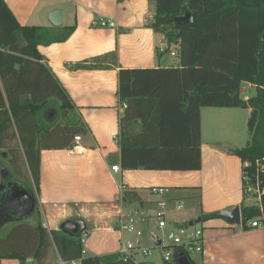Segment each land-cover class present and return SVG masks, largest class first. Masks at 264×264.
<instances>
[{"label":"trees","instance_id":"1","mask_svg":"<svg viewBox=\"0 0 264 264\" xmlns=\"http://www.w3.org/2000/svg\"><path fill=\"white\" fill-rule=\"evenodd\" d=\"M185 10L194 20L177 32L172 18ZM148 26L167 39L168 47L161 54L174 51L179 65L119 71L118 94L126 104L119 119L121 166L199 170L200 108H248L250 138L230 153L249 160L253 173L255 160L264 156V0H155ZM73 30L74 26L55 30L21 25L0 0V153L29 185L13 181L30 193H34L31 186L36 191L39 186L40 149L66 148L76 135L86 133L38 51L39 45L63 41ZM241 82L254 85V95L242 98ZM42 115H50L51 123L43 122ZM260 178L264 186V173ZM121 200L123 206L141 203L128 188ZM260 206L264 212V195L256 204H246L243 198L242 224L258 216ZM40 218L36 201L30 216L1 223L0 258L17 259L20 264L28 259L33 264H61L58 257L78 264H136L119 255L86 257L81 242L86 231L47 229Z\"/></svg>","mask_w":264,"mask_h":264},{"label":"crops","instance_id":"2","mask_svg":"<svg viewBox=\"0 0 264 264\" xmlns=\"http://www.w3.org/2000/svg\"><path fill=\"white\" fill-rule=\"evenodd\" d=\"M4 1L21 25L55 30L74 26L65 40L38 46L50 71L68 95L75 115L86 128V133L79 135V144L83 148L81 153H70L68 147L71 143L66 148L39 151L40 176L35 194L43 226L58 229L64 221L81 219L86 231L82 236L85 239L82 243L83 255L114 258L127 234L119 233L117 222L122 215L125 220L131 214L143 230L142 244L153 247V241L149 238V244H144L143 237L149 228L150 218L155 216L158 208L153 212L144 211L151 206L150 203L159 204L163 201L156 198L159 195L152 194L150 189L162 187L168 192L167 188H175L181 193L182 202L189 201L192 207L188 214H180L181 219L187 220V224L200 217V222H204V251L198 254L199 264H264V228L244 229L237 224L240 229L236 230L235 224L214 216L219 211L240 207L239 201L224 196L212 204L197 200L199 185L203 184L195 176L198 170L126 169L121 166L118 136L123 108L118 94L119 71L170 67L174 64L168 61V52H160L161 48L168 47L167 39L148 26L154 15V11L149 10V0ZM55 10L61 11L58 26L49 19L50 12ZM99 16L113 19L116 27L93 26L92 21ZM203 109H206L205 117L208 120L205 125L210 128L205 139L200 134V142L204 140L203 147L216 154V146L224 144L231 146L228 148L230 153L236 147L222 138L233 135L238 122L237 108ZM245 109L248 119L250 110ZM47 118L49 120L51 116ZM55 118L58 119V116ZM113 165L118 166L117 171L111 169ZM120 185L134 190L141 203L123 206ZM178 205L181 204L176 205L180 209ZM174 211V206L164 211L167 224V216ZM202 216H205L204 219ZM172 220L180 219L173 216ZM147 232L149 235L153 233L149 229ZM136 256L134 262L142 264L137 262ZM53 258L51 255L50 259ZM0 264H20V261L0 258ZM148 264L156 263L150 261Z\"/></svg>","mask_w":264,"mask_h":264},{"label":"rangeland","instance_id":"3","mask_svg":"<svg viewBox=\"0 0 264 264\" xmlns=\"http://www.w3.org/2000/svg\"><path fill=\"white\" fill-rule=\"evenodd\" d=\"M149 10L155 12V0H149ZM168 61L170 63H174L173 56L167 55ZM241 93L240 96L243 97H250L255 93V86L251 85L247 82H241L240 84ZM204 107L200 108L199 112V124H200V134H203L204 139L206 138L207 132H209L210 128L205 125L207 122V118L205 117V110ZM203 109V111H202ZM202 112V113H201ZM235 112L238 114V122L234 127L233 135L229 136L228 138H222L224 142L228 141L232 143V145L236 148L243 147L249 139V133L247 129V111L243 108L235 109ZM202 114V115H201ZM209 118V117H208ZM41 119L46 124L48 121L47 118H44L43 115ZM62 119L60 118L59 121ZM64 122V121H63ZM49 124V123H48ZM133 127H131L132 129ZM209 137V136H208ZM204 140H202L203 142ZM202 142H200V151H201V169L195 171V176L197 177L198 181L203 182V186L200 184L199 189L197 191L198 198L200 202L203 204L206 202L207 204H212L213 202L216 203L217 199L225 197H230L235 201H239V204L243 203L242 191H241V172H242V161L237 156L229 153L228 148L231 146H226L224 144H218L216 146V151L218 153L214 154L206 146L203 147ZM205 144V143H204ZM4 152L0 153V186L2 179H10V180H17L24 186H28V180L21 179L20 177L16 176L14 172V168L12 164L10 165L9 160L3 156ZM33 187V197L36 199V189ZM173 190L171 193L170 191ZM168 192H165L163 195L156 196L159 200L166 203L164 211L167 212L171 209V206L175 207V211L171 212L168 218V224L165 228L170 229L175 227V225L184 226L186 221H183L180 217V214L186 215L192 209L191 203L189 201L182 202L183 200L180 198L181 193L177 191V189L167 188ZM176 198V199H173ZM37 201V199H36ZM249 202V201H247ZM170 203V205H169ZM151 206L147 209V211H152L155 208H159L158 204L150 203ZM148 204V205H150ZM177 204H181V208L178 209L176 207ZM247 204V203H246ZM157 205V206H156ZM156 206V207H155ZM40 211V210H39ZM155 211V210H154ZM173 216L178 218L180 222L172 220ZM41 217V214H40ZM30 221L34 223L31 217ZM41 219V218H40ZM29 220V219H28ZM177 220V219H176ZM183 221V222H182ZM204 222H199L198 224L191 227L193 228H202ZM157 220L155 216L150 218L149 230L152 231L154 234L159 236L165 242V238L162 235V231L157 229ZM9 226V225H6ZM236 230H239L240 227L235 224ZM147 229V230H148ZM145 230V235L143 239H145V243L149 244V232ZM164 231V230H163ZM1 234V233H0ZM125 239H130L131 241H135L136 237L133 234H126ZM152 256L144 257L141 253H138L136 256L137 262H141L142 264H148V262L152 261L156 264H161L162 262V250L160 248H153ZM191 258L196 261V263H200L199 255L192 254Z\"/></svg>","mask_w":264,"mask_h":264},{"label":"built area","instance_id":"4","mask_svg":"<svg viewBox=\"0 0 264 264\" xmlns=\"http://www.w3.org/2000/svg\"><path fill=\"white\" fill-rule=\"evenodd\" d=\"M93 26L99 27H111L115 28L116 23L113 19L106 16H99L92 21ZM164 48L160 49V52H164ZM170 56L174 58L175 66L179 65V58L176 56L174 51L168 52ZM122 108H126V104L122 103ZM80 136L76 135L70 146L68 147L69 152L72 154H77L83 152V148L79 144ZM251 162L247 159L242 161V172H241V183H242V192L244 200L247 204H256L259 203L260 197L264 195V186L262 185V180L260 174L264 173V156L260 159H256L253 165V173H249L252 168ZM113 171L118 170L117 165L111 167ZM120 192L122 193L126 190V186H119ZM166 191L162 187H152L150 192L152 194L161 195ZM249 201V202H247ZM159 208L155 213L157 220V229L162 231V235L165 238V242L159 238V236L152 237L149 235L151 241H153V247H146L142 244L141 238L143 236V230L138 227L137 220L133 215L129 214L124 220V216L119 218L117 222V230L120 234L127 233L133 234L136 239L131 241L130 239L122 240V245L118 250L119 257L123 259L135 260L134 257L138 253H141L144 257H150L153 253V248H160L163 252L162 262L168 264H176L175 257L177 253L187 256L191 260L192 254H202L204 251V238L202 228H193V226H175L170 229H166L167 222L164 217V208L165 203L159 202ZM180 208L181 206L178 205ZM245 229H263L264 228V212L260 206V214L256 217H253L242 224V218L240 217V223ZM164 230V231H163ZM159 240L160 244H154L155 241ZM85 239L82 237L81 242L83 243ZM27 264H31V261L26 260ZM60 263L63 261L60 260Z\"/></svg>","mask_w":264,"mask_h":264},{"label":"water","instance_id":"5","mask_svg":"<svg viewBox=\"0 0 264 264\" xmlns=\"http://www.w3.org/2000/svg\"><path fill=\"white\" fill-rule=\"evenodd\" d=\"M49 19L51 23L58 26L61 22V11L55 10L50 12ZM194 20L193 15L187 10L182 15L172 18V22L177 28V32L180 31V27L187 23H192ZM36 199L33 194L28 192L25 188L20 186L13 180L4 178L0 186V224L11 219H21L30 216L35 208ZM216 217L223 218L229 223H240V207L235 206L230 210H222L214 214ZM201 218L189 221L187 226H193L198 224ZM61 230L67 231L70 234H76L77 232H83L85 229V223L81 219H70L60 224ZM152 237H156L154 233L150 234ZM154 244L159 245L160 241L157 240ZM176 264H193L192 261L185 255L177 253L175 257Z\"/></svg>","mask_w":264,"mask_h":264},{"label":"flooded vegetation","instance_id":"6","mask_svg":"<svg viewBox=\"0 0 264 264\" xmlns=\"http://www.w3.org/2000/svg\"><path fill=\"white\" fill-rule=\"evenodd\" d=\"M2 181H3V179H2ZM2 181H1V182H2Z\"/></svg>","mask_w":264,"mask_h":264}]
</instances>
